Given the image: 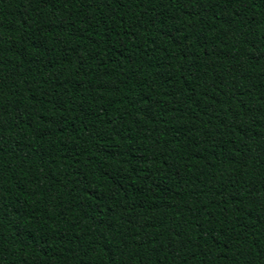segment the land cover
Masks as SVG:
<instances>
[{
  "label": "trees",
  "instance_id": "obj_1",
  "mask_svg": "<svg viewBox=\"0 0 264 264\" xmlns=\"http://www.w3.org/2000/svg\"><path fill=\"white\" fill-rule=\"evenodd\" d=\"M0 264H264V0H0Z\"/></svg>",
  "mask_w": 264,
  "mask_h": 264
}]
</instances>
